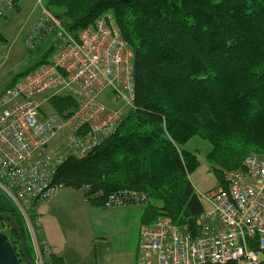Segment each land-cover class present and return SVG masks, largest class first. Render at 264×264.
<instances>
[{
    "label": "trees",
    "instance_id": "trees-1",
    "mask_svg": "<svg viewBox=\"0 0 264 264\" xmlns=\"http://www.w3.org/2000/svg\"><path fill=\"white\" fill-rule=\"evenodd\" d=\"M44 2L75 34L112 13L134 52L133 107L91 153L65 158L55 181L81 190L98 206L120 189L146 192L147 223L168 216L196 233L204 204L190 174L199 160L182 146L195 136L207 140V159L220 168L222 184L223 172L244 169L249 154L264 155V0ZM51 52L46 45L39 61L7 87L47 62ZM66 95L50 101L58 112L76 107ZM0 213L17 222L34 260L23 217L4 192ZM6 227L18 247L16 232ZM249 246L259 251L257 237ZM46 261L64 264L52 253Z\"/></svg>",
    "mask_w": 264,
    "mask_h": 264
},
{
    "label": "built area",
    "instance_id": "built-area-1",
    "mask_svg": "<svg viewBox=\"0 0 264 264\" xmlns=\"http://www.w3.org/2000/svg\"><path fill=\"white\" fill-rule=\"evenodd\" d=\"M15 4L0 0V17ZM36 7L38 16L20 33L29 49L46 42L50 57L14 85L0 89V192L26 207L50 201L65 188L54 179L65 158L88 155L118 129L123 108L103 99L112 95L130 109L135 93L134 52L112 13L75 34L44 0ZM66 94L76 98L75 109H44L52 98ZM60 133H66L65 141L51 151ZM224 182L198 193L204 210L196 233L168 216L141 225L137 264H261L264 155L249 154L244 169L224 172ZM149 199L146 192L120 189L105 196L104 206H145ZM255 237L259 251L249 246ZM37 259L35 264H48L46 254Z\"/></svg>",
    "mask_w": 264,
    "mask_h": 264
},
{
    "label": "crops",
    "instance_id": "crops-1",
    "mask_svg": "<svg viewBox=\"0 0 264 264\" xmlns=\"http://www.w3.org/2000/svg\"><path fill=\"white\" fill-rule=\"evenodd\" d=\"M10 83L0 86V89ZM65 135L63 133V143ZM35 208L40 239L45 243L48 252L60 257L64 264H82L91 255L94 264H100L102 256L115 254L118 249L123 253H131L130 264H137L140 227L149 224L145 206H98L87 201L81 190L67 187L52 200L37 202ZM65 215L70 219L67 225L62 219ZM129 235L132 237L130 244ZM84 239L88 249L78 246L81 242L79 240ZM109 248H112V253Z\"/></svg>",
    "mask_w": 264,
    "mask_h": 264
},
{
    "label": "rangeland",
    "instance_id": "rangeland-1",
    "mask_svg": "<svg viewBox=\"0 0 264 264\" xmlns=\"http://www.w3.org/2000/svg\"><path fill=\"white\" fill-rule=\"evenodd\" d=\"M37 1L38 0H19L16 4L17 6H15L12 11H8L5 15L0 17V35L2 36L0 38V86H5L7 83L12 82L17 75L39 61L43 51L46 49V42H42L35 49L27 48L24 44V33H20L21 31H25L28 28L29 19L31 20L34 19V16H38L40 8L36 7ZM71 97L74 98L77 106L76 98L72 95ZM103 100L107 105L111 107L123 108L124 114H126L129 110L128 108L123 107V104L119 101L113 102L112 95H109L108 99L106 98V100ZM44 106H46V108L44 107L46 111L55 113L58 112V110L55 109L51 102L49 104H45ZM62 143L63 133H60L51 143V151H57ZM182 147L195 152L199 160V165L190 174L191 182L193 183L196 191L198 193H204L210 189L216 188L221 183L219 177L220 168L210 162L206 156L208 150L211 147V144L207 140L199 136H195ZM16 205L20 211L21 216L23 217L24 224L28 230V242L30 241L31 244L32 256H34V264L36 263V261H39L37 258L40 255L44 257V255L46 254L47 259V255H49V252L44 245L45 243H43L40 239V231L37 219H32L33 215L36 216V208L34 207V202L31 203L29 207L22 206L17 203ZM40 209L43 208L40 206ZM62 219H64L65 225L70 223L68 215L63 216ZM6 225L7 222L4 223L0 220V232L5 231L6 228H8L6 227ZM129 238L130 244L132 243V237L129 235ZM79 241H81L78 244L80 248H83L85 246L84 248L87 247L86 249H88V245L85 239ZM15 250L17 253H20V257L22 258L20 245L16 247ZM109 250L110 253H112V248H109ZM92 256L93 255H91L89 260L82 262V264H94ZM131 258V253H123L120 252V249H118L115 254L112 253L110 255L102 256V262H100V264H130ZM21 261L22 264H25L24 259H21ZM70 264L73 263L70 262Z\"/></svg>",
    "mask_w": 264,
    "mask_h": 264
},
{
    "label": "water",
    "instance_id": "water-1",
    "mask_svg": "<svg viewBox=\"0 0 264 264\" xmlns=\"http://www.w3.org/2000/svg\"><path fill=\"white\" fill-rule=\"evenodd\" d=\"M0 220L9 224L10 230L15 231L17 235V241L21 247V255L16 252L15 247L11 241L12 236L6 232H0V264H22L21 259H24L25 264H34L30 258L25 238L23 237L17 222L11 215L1 214Z\"/></svg>",
    "mask_w": 264,
    "mask_h": 264
},
{
    "label": "flooded vegetation",
    "instance_id": "flooded-vegetation-1",
    "mask_svg": "<svg viewBox=\"0 0 264 264\" xmlns=\"http://www.w3.org/2000/svg\"><path fill=\"white\" fill-rule=\"evenodd\" d=\"M2 232H6V231H2ZM6 233H8V232H6ZM9 234H10V233H9ZM16 240H17V238H16ZM11 241H12L13 245L15 246L16 243L14 242L15 240L13 239V237L11 238ZM21 262H22V261H21Z\"/></svg>",
    "mask_w": 264,
    "mask_h": 264
},
{
    "label": "bare ground",
    "instance_id": "bare-ground-1",
    "mask_svg": "<svg viewBox=\"0 0 264 264\" xmlns=\"http://www.w3.org/2000/svg\"><path fill=\"white\" fill-rule=\"evenodd\" d=\"M56 137H57V136H56ZM34 203H35V204H34V207H35V205H36L37 202H34ZM103 206H104V205H103Z\"/></svg>",
    "mask_w": 264,
    "mask_h": 264
}]
</instances>
